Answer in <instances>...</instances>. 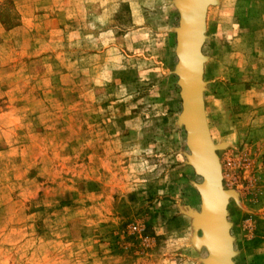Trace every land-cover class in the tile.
<instances>
[{"label": "rangeland", "instance_id": "rangeland-1", "mask_svg": "<svg viewBox=\"0 0 264 264\" xmlns=\"http://www.w3.org/2000/svg\"><path fill=\"white\" fill-rule=\"evenodd\" d=\"M174 2L0 0V264H203ZM204 24L231 261L264 264V0Z\"/></svg>", "mask_w": 264, "mask_h": 264}, {"label": "water", "instance_id": "water-1", "mask_svg": "<svg viewBox=\"0 0 264 264\" xmlns=\"http://www.w3.org/2000/svg\"><path fill=\"white\" fill-rule=\"evenodd\" d=\"M213 1L174 2L178 14L174 54L178 68L185 69L176 81L180 100L178 124L184 131L187 162L200 178V182L194 185L199 197V212L190 214L192 228L200 231V237L194 235L192 244L196 248L204 247L206 257L203 264H232V241L225 215L227 197L221 190L219 165L204 120L200 86L204 17Z\"/></svg>", "mask_w": 264, "mask_h": 264}, {"label": "bare ground", "instance_id": "bare-ground-1", "mask_svg": "<svg viewBox=\"0 0 264 264\" xmlns=\"http://www.w3.org/2000/svg\"><path fill=\"white\" fill-rule=\"evenodd\" d=\"M214 2V1H213ZM213 4V3H212ZM204 19H205V17H204ZM205 25V24H204ZM205 27V26H204ZM204 34V33H203ZM204 36V35H203ZM204 57V56H203ZM203 61H204V59H203ZM185 72V69L183 68V67H180L179 68V74H183ZM203 115H204V111H203ZM204 120H205V117H204ZM205 124H206V122H205ZM206 128H207V126H206ZM207 132H208V130H207ZM208 135H209V133H208ZM209 139H210V137H209ZM217 158V157H216ZM217 163H218V160H217ZM218 165H219V163H218ZM219 170H220V168H219ZM226 205V204H225ZM225 215H226V211H225ZM226 223H227V221H226ZM228 224V223H227ZM229 225V224H228ZM195 232H200L199 230H196L195 229ZM196 237H199L198 235H195ZM230 236V235H229ZM230 238H231V236H230ZM231 241H232V239H231ZM197 248H204V247H201V246H199V247H197ZM231 251H232V244H231ZM233 252V251H232Z\"/></svg>", "mask_w": 264, "mask_h": 264}]
</instances>
